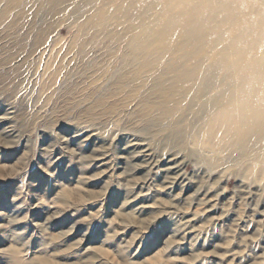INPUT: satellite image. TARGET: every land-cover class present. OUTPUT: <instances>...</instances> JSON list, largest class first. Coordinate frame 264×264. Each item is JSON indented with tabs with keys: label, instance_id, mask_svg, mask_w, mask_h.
<instances>
[{
	"label": "rangeland",
	"instance_id": "1",
	"mask_svg": "<svg viewBox=\"0 0 264 264\" xmlns=\"http://www.w3.org/2000/svg\"><path fill=\"white\" fill-rule=\"evenodd\" d=\"M18 1L0 0V264H264V178L225 159L198 163L189 137L185 181L161 191L168 148L132 115L136 101L98 114L125 97L114 90L127 65L168 39L163 22L193 0L146 14L138 0L136 20L120 17L121 0ZM235 5L241 25L262 30L260 55L264 0Z\"/></svg>",
	"mask_w": 264,
	"mask_h": 264
},
{
	"label": "bare ground",
	"instance_id": "2",
	"mask_svg": "<svg viewBox=\"0 0 264 264\" xmlns=\"http://www.w3.org/2000/svg\"><path fill=\"white\" fill-rule=\"evenodd\" d=\"M137 1L121 0L124 12L120 17L136 20L149 13L146 9H153L152 4H161V0H141L145 11L140 15ZM235 2L193 0L163 22L160 33L169 34L168 39L164 37L146 57L139 56L127 65L114 90L126 92L125 97L98 113L109 115L136 101L132 115L141 120L145 133L151 129L161 134L155 140L160 152L168 148L158 165L163 173L161 191L185 181L178 154L189 137L195 148L190 155L198 163L214 169L225 159L228 164L241 163L244 174L254 172L264 178V49L260 55L254 50L262 30L254 37L252 20L241 25L245 18L236 11ZM9 3L19 5L18 0ZM228 23L239 28L228 33ZM4 118L0 116V122ZM142 150L149 151L147 147ZM246 156L244 164L241 160ZM195 196L210 210L217 205L211 194L198 191Z\"/></svg>",
	"mask_w": 264,
	"mask_h": 264
}]
</instances>
